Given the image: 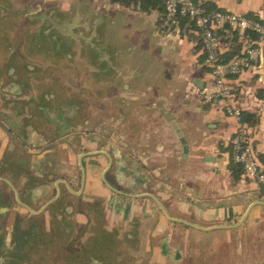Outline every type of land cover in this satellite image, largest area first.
Returning a JSON list of instances; mask_svg holds the SVG:
<instances>
[{"label":"crops","instance_id":"crops-1","mask_svg":"<svg viewBox=\"0 0 264 264\" xmlns=\"http://www.w3.org/2000/svg\"><path fill=\"white\" fill-rule=\"evenodd\" d=\"M195 1L211 11L264 20V0ZM43 5L75 17L92 12L94 30L109 35L108 43L91 44L94 55L86 45L78 52L81 90L84 99L89 94L95 100L93 113L101 121L92 128L86 106H79L82 119L76 120L74 108L53 106L48 94L41 101L23 82L18 91L6 87L0 96V178L21 191L26 181L23 192L35 205L61 188L65 198L87 204L89 217L100 211L109 230L127 233L151 264H264V188L233 169L231 140L239 120L226 114L227 100L201 94L216 83L194 24L182 19L171 28L163 8L144 10L142 1L37 0L27 12ZM218 33L229 60L252 37L226 27ZM228 82L264 168V59ZM149 194L172 216L197 226L169 219ZM88 216L77 220L87 224Z\"/></svg>","mask_w":264,"mask_h":264},{"label":"rangeland","instance_id":"rangeland-1","mask_svg":"<svg viewBox=\"0 0 264 264\" xmlns=\"http://www.w3.org/2000/svg\"><path fill=\"white\" fill-rule=\"evenodd\" d=\"M35 2L37 0H0V86H10L24 73L26 91H35L45 102L48 94L52 97L49 102L55 107L74 108L76 120L82 119L78 118L79 106H86V121L93 128L101 120L95 119L93 113L95 100L89 94L84 99L81 90L84 84L78 76V52L86 45V52L93 54L91 44L108 43L109 35L101 37L100 31L94 30L96 17L92 12L75 17L57 7L54 11L49 10L46 5L38 11L27 12ZM69 53L73 66L68 65ZM12 65L19 67L17 75L10 72ZM93 87L94 83L91 90ZM105 126L104 138L109 142L111 132L109 125ZM76 174L79 176L78 170ZM26 184L25 181L22 191ZM76 202L75 197H66L55 211L35 218L31 242L22 252L29 256L27 264H151L148 253L134 250L135 245L129 242L127 233L108 229L99 216L100 211L99 215L91 213L86 226L79 224ZM64 204L69 211L63 210ZM0 205L6 209L0 210V244L4 239V246L12 247L16 216L25 215L26 210L18 206L15 193L3 182H0ZM0 259L2 262L1 254ZM192 262L187 260L185 264ZM202 264L207 263L203 261Z\"/></svg>","mask_w":264,"mask_h":264},{"label":"built area","instance_id":"built-area-1","mask_svg":"<svg viewBox=\"0 0 264 264\" xmlns=\"http://www.w3.org/2000/svg\"><path fill=\"white\" fill-rule=\"evenodd\" d=\"M171 28L179 26L181 17L193 20L204 53L206 64L215 78V89L202 91L210 101L227 100L224 105L228 116L236 117L239 126L231 140L232 160L243 168L244 175L264 185V168L252 147L253 129L243 122L244 111L233 102L234 88L229 84V76H237L252 68L258 60L264 59V20L246 14L227 10H209L195 0H160ZM230 27L240 32H248L249 42L243 52L229 62H224L221 52V39L218 31Z\"/></svg>","mask_w":264,"mask_h":264},{"label":"flooded vegetation","instance_id":"flooded-vegetation-1","mask_svg":"<svg viewBox=\"0 0 264 264\" xmlns=\"http://www.w3.org/2000/svg\"><path fill=\"white\" fill-rule=\"evenodd\" d=\"M10 72L11 73L14 72V74L17 75L19 73V67H17L16 65H14V66L12 65ZM24 78H25V74L21 73L20 79L18 81H15L14 82L15 84L11 83V88L9 90L18 91L20 86L17 84V82L18 83L24 82ZM5 88H6L5 84L4 85L1 84L0 96H3L4 95L3 93H7L8 90ZM3 100H4V102L6 101L5 99H3ZM9 101L12 102L13 100L11 99ZM2 106H4V105H2ZM4 109H5L4 107H0V112H4ZM0 182L7 184L5 181H2V180H0ZM16 189H17V187H16ZM17 191H18V194H19V197H20V200L22 201V203H20L17 200L16 193L13 190V192L15 193L16 202L18 203V206L20 208H23L26 210V212H25L26 214L25 215L24 214H18L16 216L15 224L13 226V234H12V238H11L12 247L4 246L5 245L4 239L1 242L0 254H1L2 262H0V264H27L26 260H29V256L27 253L22 254V252H23L25 245H28L31 242V236H32V234L36 228V225H35L36 219L35 218L37 217V219H38V217L41 216V214H44L46 212L55 211V209H57V207L61 206V201L65 199L64 195L62 194L61 188H60V194L58 195V192H59V188H58L57 192L50 199H48L46 202L39 204V205H35L29 201V199L27 197L28 196L27 192H23L19 189H17ZM1 205H0V210L1 209L6 210L5 207L3 208ZM76 206H77V212H79L78 213L79 215L84 214V215L88 216L86 208H85V206H87L86 203H83L82 201H80L76 204ZM63 210L69 211V207L64 204ZM89 219H90V217H89ZM78 223L81 224L80 222H78ZM82 225L86 226V223L82 224Z\"/></svg>","mask_w":264,"mask_h":264},{"label":"trees","instance_id":"trees-1","mask_svg":"<svg viewBox=\"0 0 264 264\" xmlns=\"http://www.w3.org/2000/svg\"><path fill=\"white\" fill-rule=\"evenodd\" d=\"M112 1H114L116 3H120L122 5H131V4L137 3L138 1H142L144 10L153 9V8H160V7L164 9V6L160 2V0H112ZM164 11H165V9H164ZM248 16H250V15H248ZM250 17L255 18V19H260L258 16H250ZM182 19H189L194 24L193 20L188 18V17H181L180 20H182ZM226 28L231 29L230 27H226ZM231 30L234 31V33L239 32L238 30H234V29H231ZM245 33H248V32H245ZM250 35H253V34H250ZM239 49H240V46L239 45L236 46V51L235 52H237V54L240 55L241 53H240ZM221 56H222L224 62H229L230 61L229 57H226L225 54H222ZM253 121H254L253 116H250L249 119H248V122L251 123ZM232 166H233V169H234L235 172L237 171V172L241 173V171L243 170L242 167L239 164L235 163L234 161H232Z\"/></svg>","mask_w":264,"mask_h":264},{"label":"water","instance_id":"water-1","mask_svg":"<svg viewBox=\"0 0 264 264\" xmlns=\"http://www.w3.org/2000/svg\"><path fill=\"white\" fill-rule=\"evenodd\" d=\"M246 117H247V115H245L243 119L246 120ZM80 164H81V167L84 169V166H83V163H82V158L80 159ZM83 175L85 176V173H83ZM0 180L5 181L14 190V192L16 193L17 200L20 203H22V201L20 200L18 191H17L16 187L12 184V182L9 179H7V178H0ZM261 186L264 188V185H261ZM59 194H60V188H59L58 195ZM149 195L154 199V201L157 203V205L159 206V208L166 214V216L169 219H171L173 221H176V222H182V223H185V224H189L191 226H197V225H195V224H193L191 222H188V221H186L184 219L176 218V217L172 216L169 213V211L166 209V207L164 206V204L162 203V201L157 196H155L153 194H149ZM246 217H247V213L242 217L241 223L246 219ZM227 227H231V226H227Z\"/></svg>","mask_w":264,"mask_h":264}]
</instances>
